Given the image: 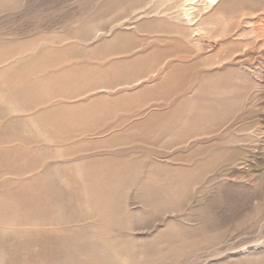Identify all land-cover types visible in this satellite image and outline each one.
Returning <instances> with one entry per match:
<instances>
[{
  "label": "rangeland",
  "instance_id": "374dc122",
  "mask_svg": "<svg viewBox=\"0 0 264 264\" xmlns=\"http://www.w3.org/2000/svg\"><path fill=\"white\" fill-rule=\"evenodd\" d=\"M184 1L0 0V264H264V0Z\"/></svg>",
  "mask_w": 264,
  "mask_h": 264
},
{
  "label": "bare ground",
  "instance_id": "6f19581e",
  "mask_svg": "<svg viewBox=\"0 0 264 264\" xmlns=\"http://www.w3.org/2000/svg\"><path fill=\"white\" fill-rule=\"evenodd\" d=\"M195 0H186L184 2L189 3L187 5L188 10L183 12V16L187 18L188 22H194L195 18L197 17L198 10H207L212 8L213 6H217L220 0H198L201 3L202 7L196 6L193 2ZM197 4V3H196ZM197 10V12L195 11ZM199 17V16H198Z\"/></svg>",
  "mask_w": 264,
  "mask_h": 264
}]
</instances>
